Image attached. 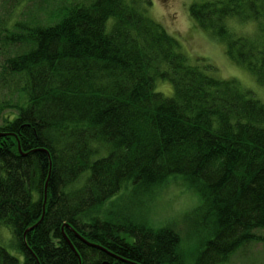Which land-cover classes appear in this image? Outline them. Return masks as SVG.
Instances as JSON below:
<instances>
[{
  "label": "trees",
  "instance_id": "16d2710c",
  "mask_svg": "<svg viewBox=\"0 0 264 264\" xmlns=\"http://www.w3.org/2000/svg\"><path fill=\"white\" fill-rule=\"evenodd\" d=\"M138 1L0 0L21 10L0 18V79L15 95L0 100V227L21 264H184L174 226L127 204L176 176L201 198L186 216L205 232L194 264L264 248V103L191 62ZM188 14L264 86V0H193ZM230 16L260 37L230 36ZM0 264L20 260L0 244Z\"/></svg>",
  "mask_w": 264,
  "mask_h": 264
},
{
  "label": "rangeland",
  "instance_id": "374dc122",
  "mask_svg": "<svg viewBox=\"0 0 264 264\" xmlns=\"http://www.w3.org/2000/svg\"><path fill=\"white\" fill-rule=\"evenodd\" d=\"M192 1L139 0L138 4L147 16L163 25L177 40L181 51L188 56L191 62L198 63L196 59L201 58L200 64L205 61L212 66L210 73L213 76L220 79H234L240 87L249 90L255 98L264 103V86L257 82L254 74L244 64L232 60L226 54L224 41L193 23L188 14V6ZM45 6L51 5L46 3ZM20 13V6L12 7L10 4L5 5L0 2V18L6 19L8 24L20 18ZM225 22L232 37L249 39L260 37L258 22L255 20L242 21L235 16H230ZM7 84L0 79V100L2 98L13 101L15 95H11ZM155 90L164 96L172 94V86L168 80L157 79ZM3 113L11 115L9 108H6ZM1 121L0 118V123ZM136 198L142 200L143 206H140L139 210L138 206L134 205ZM127 204L132 206L135 213H138L141 219L153 228L173 225L180 235V250L184 264H194L195 254L205 232L202 229L196 230L186 216L201 204V198L196 192L187 188L181 178L178 176L170 178L167 183L156 188L151 195L129 197ZM255 233L264 235V229L255 230ZM0 244L11 254L17 256L21 264L22 256L12 246L10 230L3 225L0 227ZM218 264H264L263 245L259 241H252L233 252L228 260Z\"/></svg>",
  "mask_w": 264,
  "mask_h": 264
},
{
  "label": "water",
  "instance_id": "95a60500",
  "mask_svg": "<svg viewBox=\"0 0 264 264\" xmlns=\"http://www.w3.org/2000/svg\"><path fill=\"white\" fill-rule=\"evenodd\" d=\"M49 177H47V180H48ZM47 180H46V183H45V187H44V202H45V197H46V189H47ZM38 224V223H37ZM37 224L33 225L32 227H30L28 230L32 229L33 227H35ZM105 264V263H103Z\"/></svg>",
  "mask_w": 264,
  "mask_h": 264
},
{
  "label": "bare ground",
  "instance_id": "6f19581e",
  "mask_svg": "<svg viewBox=\"0 0 264 264\" xmlns=\"http://www.w3.org/2000/svg\"><path fill=\"white\" fill-rule=\"evenodd\" d=\"M48 176H49V174H48ZM42 217H43V214H42V216L40 217V219H39V221H38V224H39V222L42 220ZM30 227H32V226H30ZM30 227H29V228H30ZM29 228H28V229H29ZM33 228H34V227H33ZM33 228H32V229H33ZM30 230H31V229H30Z\"/></svg>",
  "mask_w": 264,
  "mask_h": 264
}]
</instances>
